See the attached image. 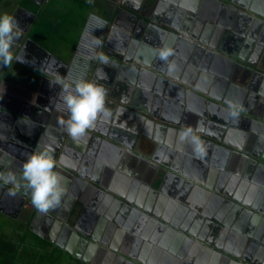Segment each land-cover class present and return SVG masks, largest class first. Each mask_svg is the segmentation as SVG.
<instances>
[{
	"label": "water",
	"instance_id": "obj_1",
	"mask_svg": "<svg viewBox=\"0 0 264 264\" xmlns=\"http://www.w3.org/2000/svg\"><path fill=\"white\" fill-rule=\"evenodd\" d=\"M132 1L94 0V4L90 5L94 13L89 15L77 50L74 56L71 54L72 60L68 61L44 52L40 45L34 43L31 30L39 14L28 11L31 12L30 23L19 24L18 31L22 35L13 51L14 55L21 56L26 52L27 57L22 62L14 60L9 68L0 65V173L13 172L21 187L17 189L0 181V213L20 218L28 206L34 209L30 192L23 187L26 182L22 179V166L32 152L50 149L57 160L56 171L64 178L66 192L60 204L63 212L58 206L45 216L49 222L57 224L55 232H60L58 225L63 226L62 231L75 238L76 242L85 241L89 244L87 251L79 257L82 261L93 264L90 257L95 256L100 264H108V261L113 264L115 259V264H155V260L149 261L138 256L140 246L147 254L154 249L169 254L180 242L176 238L178 235L185 240L183 249L193 242V253L204 246L207 254L213 253V256L223 257L225 261L232 259L233 264H264L262 258L242 256L222 244L223 233L228 232L227 220L224 219L228 212H218L219 206L226 203L227 207L242 211L244 216L253 217L256 224L253 222L251 231L257 233L256 238H253L254 249H261L264 257V208L242 200L236 189L237 183L243 181L264 182V62L259 57L264 50V19L259 17L264 15L252 10L250 4L242 5L245 9L248 7L256 17L243 10L242 13L257 21L255 34L245 40L246 34L242 40L249 50L245 54L256 57L257 61L251 63L245 57H239L238 53L204 51L187 40H180L179 44L173 46L168 36L170 23L163 24L167 26L164 28L159 20L160 0ZM187 1L172 0L166 19L172 17L175 6L181 7ZM214 1L228 11L233 9L223 2L235 3L236 0ZM17 13L13 16L18 22L25 19L24 15ZM237 18L241 17L234 15L232 23L239 27L241 21L238 22ZM180 31L186 34L184 29ZM97 40L100 41L99 45L96 44ZM31 43V51L36 53V46L41 50L36 53L37 57H33L34 63L37 60L41 65L28 60L32 58L29 57ZM165 45L172 47L175 52L169 58L177 66L171 75L168 74L167 64L157 56V50ZM193 48L196 50L191 53ZM100 52L109 57V65H102L95 59ZM55 74L71 80L81 77L95 80L106 88V102L115 100L117 92L127 96L135 92L149 100L150 109L145 112L146 118L160 123L163 128L170 126L183 129L191 126L195 129L202 123L204 130L197 132V135L205 142L207 154L203 158H189L181 166H171L168 161L160 160V157L163 151L170 154L175 152L163 144L155 146L149 138L139 135L135 127L130 129L137 133L133 145H125L106 131L100 134L93 129L79 142H74L65 127L58 123L60 119H67L68 113L60 97L61 86L50 81L55 79ZM17 75L22 80L20 83L12 79ZM39 75L47 80L46 84L40 82ZM259 82L262 88L258 86ZM228 102L238 106L239 118L230 115ZM104 122L107 121L98 120L97 127L103 128L102 124L110 126ZM118 126L120 134L130 131L122 120ZM101 142L109 145L104 148L106 151L114 149L118 153L127 152L144 165L152 166L154 174L141 186L147 191L157 194L170 180L168 178L173 177L177 181V191L181 193L178 203L182 212L179 214L184 219L173 220L170 218L172 213L164 217L160 210L145 207L140 202L143 197L111 196L107 187L97 178L85 176L76 166L67 165L65 154L70 149L78 147V156L83 159L86 155L94 154ZM166 145L170 146L171 142L168 141ZM231 151L244 157L241 162L243 167L224 162L223 157L226 159ZM211 157L210 164L214 167L211 172L216 174H191L195 167L203 165ZM220 158L221 163H218ZM217 168L223 170L221 184L215 179L221 171ZM162 175L164 177L157 189L155 182ZM82 179L86 180L84 182L88 188L97 190V202L100 200L98 194L102 201L107 196V205L111 200H116L117 206H112L109 214L101 212L102 220H108L111 231L120 228L121 233L128 232V237L134 242L132 252L119 248L114 240H109V235H102L97 229L94 235L98 243L93 241L94 236L90 234L94 228L91 224L88 231L79 228L84 219L89 221L91 218V222L100 220L97 216L87 218L93 204L88 206L89 201L86 202L77 193V184ZM138 184L134 181L132 186L137 188ZM10 189L16 191L15 196L8 194ZM191 189H194L193 194L189 192ZM199 192H203L205 197H198ZM78 203L82 208L77 212ZM236 214L233 211L228 220H232ZM75 222L78 226L72 224ZM98 246L99 253L95 255ZM183 249L181 255H186Z\"/></svg>",
	"mask_w": 264,
	"mask_h": 264
},
{
	"label": "crops",
	"instance_id": "obj_2",
	"mask_svg": "<svg viewBox=\"0 0 264 264\" xmlns=\"http://www.w3.org/2000/svg\"><path fill=\"white\" fill-rule=\"evenodd\" d=\"M51 1L52 0H50L49 2V7ZM223 3L229 4L231 9L235 11H227L225 7H223L222 5L219 6V4H217V2H215L214 0H188L183 5L181 4V13H184L185 18L190 16V26L188 29L184 28L188 30V34H183L182 32V34H177L175 32H172V30H169L170 35L168 36L170 37L172 44H174L173 46L179 44V40H187L188 43H192L195 46L204 49V51L221 50V52H227V54L235 53L236 55L239 52V57H245L246 60H249L251 56L249 54H245L246 52H249L248 46L245 42H241L240 38L245 37L246 34H248L245 39L247 40L250 35L255 34L257 21L249 19L248 16H245L242 13L243 10L248 15L256 17V15L248 7L245 9L244 7H242V5H246V3L250 4L252 10L260 12L264 15V0H236L235 3ZM171 6L172 0H160L159 20L161 21V24H172L177 20V8L176 12L172 14V17L166 19L169 8ZM50 12L54 14L53 10H50ZM236 14L237 16L241 17L237 18L239 19L238 22L241 21L239 23V27L236 23H232V18L234 15L236 16ZM49 16L52 19L51 13ZM87 17L88 15L86 16L85 20L80 18L81 23H84L81 24V29L85 25L88 19ZM259 19H264V17L261 16L259 17ZM39 21L41 20L39 19ZM35 30L34 33H32V37L35 41L34 43L40 45L44 52H49L46 48L43 47L45 43H43L42 40H52L51 45H53V47L49 49L57 52L64 50L65 53L59 58L64 59L65 61H68L72 58L71 54H73L74 56L82 34V31L77 32L76 35L71 39L73 40L74 38H76L75 41L70 43L71 40H69L64 43L61 40L59 42L56 41V30H43L39 28L38 25ZM38 31L40 32L38 33ZM253 39L257 44V40L255 38ZM35 48L36 53L41 52V50L37 46ZM193 50L196 49L193 48L191 50V53ZM34 53V51H31V57ZM243 64L247 65L246 63ZM18 75L16 77H13L12 79L20 83L22 80ZM38 78H40L41 83L46 84L47 80L42 79L41 75H39ZM115 94L118 95H116L117 97L115 98V100L113 99L106 102V106L112 110L113 115L111 118L106 120L107 122L104 123H107L110 126L108 127L106 124H102V128L97 127L98 124H96V127L93 129L94 131H97L100 134H103L104 131H106L109 136L116 137L125 145H133L135 143V135H137V133H135L134 130L130 129L135 127L139 131V135L149 138V140L155 146L163 144L164 147L171 148L175 152V154H170L168 151H163L160 157V160L168 161L167 163L171 166H173V164H175V166H181L182 163H184L189 158H199L194 153L192 145L190 143H181L179 141L178 133L182 130V128H171L170 126L163 128L162 126H160V123L156 121L152 122L148 118H146L145 112L149 111L150 109V103L148 99H146L145 97H141L140 95H136L135 92H130L128 96L121 92H117ZM122 100L125 102L122 103ZM117 108H123L125 110L124 113L122 115H118L116 112ZM121 120L128 126L130 131H124L122 134L118 132L117 129L119 128L118 125L120 124ZM125 120L127 121V123L125 122ZM168 141L171 142L170 146L166 145ZM172 142L174 144L173 146ZM107 146L109 145H104L102 144V142L99 143L97 145L98 150H96L94 154L84 156L83 159L79 158L78 156V147H74L65 154L67 165L69 167L76 166L77 169L83 171L85 176L88 175L91 178H97L100 183H103L104 186L107 187L111 195H116L117 197L123 196L127 198L136 196L139 199L140 197H143L141 198L142 200L140 202L145 207L148 206L152 210H160V214L164 217H168L169 213H172L173 216H171L170 218L173 220H178V218H182V220L184 219V217L179 214L182 212V208L179 207L178 203V197L181 193L180 191H177V181L173 177L168 178L170 180L164 184L161 191L157 194H154V192H152L151 190L147 191L141 186H144L143 182L148 180V178L154 174L152 173V166L150 164L144 165L142 162H140L139 159L135 158L132 154H129L127 152H115L113 151V148V150L108 149V153H106L104 151V148ZM103 152L105 155L103 154ZM243 159L244 157L240 156L234 151H231L226 159L223 157L225 163L232 164L235 167H243V163H241ZM211 160L212 157L209 160L205 161L203 165L195 167L194 170L191 171V174L201 176L205 175V173H207L206 175L210 173L216 174L215 172H211L214 169V167L210 164ZM218 163H221V158L219 159ZM221 168H217L221 171H219V173L217 174L218 176H216L217 178H215L217 182H220L219 184L222 183L221 180L223 178V170ZM225 170L227 171V169ZM163 177L164 176L162 175L161 181ZM84 181L86 180L82 179L77 184L79 189L77 193L79 194V196L81 198H84L86 202L89 201L88 206H91L90 204H96L102 201L101 195L98 194L100 200L97 202V190L95 191L88 188L89 186L85 185ZM134 181L139 182V187L134 188L132 186V183ZM236 189L242 200H245L251 205L255 204L256 207L260 209L264 208V182L247 180L240 182L239 184L237 183ZM133 190H135V192H133ZM189 192L190 194H193L194 189H191ZM197 196L202 198L205 197L203 192L197 193ZM104 200H108L107 196L103 199V202H105ZM114 205L117 206L115 199L111 200L110 204H108L107 206L111 208ZM76 206L81 209V205ZM59 210L60 212H63L61 205L59 206ZM233 211L237 212V214L234 215L232 220H228L230 214H232ZM218 212L220 214L228 212L224 216V219L227 220L226 227L230 226L236 229L235 232H233L232 230H228L227 233L222 232L224 235L221 240L222 244L227 246L229 249L240 253L242 256H251L253 257V259L262 258L264 260L261 249H254L253 238L257 236L255 235L257 234L256 232L252 233L251 231L253 222L256 224L254 218H246L242 211L238 212L236 207H227L226 203H223L219 206ZM24 215H28V217H26L25 219L26 224L28 225V228L31 230V232H33V234L42 242L40 245H44L46 248H49L51 250H55L54 248H57L63 253L70 254V256L76 259L79 264L84 263V261L79 258L84 254V251L80 247L79 241L76 242L75 238L70 235H62V233L55 232L54 227H52L49 220L46 219L45 214L40 213L38 219L31 221V218L33 216L31 215L30 206H28L27 209L24 210L23 217ZM82 222L84 223L85 220H82ZM246 225H250V230H247L245 228ZM114 229V233L110 235V241H112L111 239L116 232H120V228ZM181 242H183L182 238ZM192 243L193 242H190L188 247L184 250V253L187 252L186 255H181L182 245L179 242L176 246L173 247V249L169 251V254L168 252L167 254H165L164 250H151L149 253L151 255L148 254L147 259L149 261L155 260V264H233L232 259L225 261L223 257L220 258L218 256L215 257V255L213 256V253L207 254L208 251H204L206 249L204 246H201L197 249L196 253H193L191 251ZM202 251L204 252L201 254ZM152 255L155 257L152 258ZM90 259L91 262H94L93 264H95V259H93L92 257H90Z\"/></svg>",
	"mask_w": 264,
	"mask_h": 264
},
{
	"label": "clouds",
	"instance_id": "obj_3",
	"mask_svg": "<svg viewBox=\"0 0 264 264\" xmlns=\"http://www.w3.org/2000/svg\"><path fill=\"white\" fill-rule=\"evenodd\" d=\"M87 3L94 4V0H87ZM18 29L19 22L16 17L6 12L0 14V65L2 66L9 68L14 60L23 61V56L14 55L13 51L22 35ZM99 43L100 41L97 40L96 44L99 45ZM174 55V49L167 45L157 50L159 60L168 66L169 75L176 71L175 62H170L169 59ZM95 59L99 60L102 65L110 64L109 57L103 52L98 53ZM50 81L61 86L60 97L68 116L67 119H60L58 123L65 127L67 134L74 142H79L86 137L89 130L96 127L98 120H108L112 117V110L106 106L107 90L102 84L83 77L71 80L59 74H55V79ZM123 102L125 101L122 100ZM228 109L232 117L239 118V108L236 104L228 102ZM124 111L123 108L116 109L118 115H122ZM203 130L201 123L195 129L188 126L178 133L179 141L190 143L194 153L200 158L206 155V145L197 132ZM56 168L57 160L50 149L32 152L23 163L22 179L26 182L23 187L30 192L31 203L39 213L47 214L50 210L60 206L66 192L63 184L64 178L56 171ZM0 181L11 184L17 189L21 187L13 172L0 173ZM8 194L15 196L16 191L10 189Z\"/></svg>",
	"mask_w": 264,
	"mask_h": 264
},
{
	"label": "rangeland",
	"instance_id": "obj_4",
	"mask_svg": "<svg viewBox=\"0 0 264 264\" xmlns=\"http://www.w3.org/2000/svg\"><path fill=\"white\" fill-rule=\"evenodd\" d=\"M26 1L22 0L21 3H26ZM16 4L17 0H0V14L6 12L12 15L16 9ZM49 10H53L55 16L50 20V11L47 10L46 14H44L46 21L51 23L47 28L56 30V41L59 42L61 40L64 43L71 40L82 27L80 16L84 15L83 19L85 20L88 14L87 8L81 0H52ZM58 18L61 25L57 22L55 23V20ZM75 40L76 38L71 40L70 43ZM51 41L42 40L45 43L43 47L59 58L65 51H59V54L57 51L50 50L49 48L53 47ZM160 182V178L156 180L155 188L160 187ZM31 215H34V211L32 210ZM26 217L28 215H24L23 217L22 214L20 218H13L0 213V260L14 257L16 255V253H13L14 249L16 250V247L20 244L22 248L19 253L20 257L17 259L19 263L16 264H79L68 253H63L57 248L51 250L44 245H40L42 242L31 232L28 225L24 223L23 220Z\"/></svg>",
	"mask_w": 264,
	"mask_h": 264
},
{
	"label": "flooded vegetation",
	"instance_id": "obj_5",
	"mask_svg": "<svg viewBox=\"0 0 264 264\" xmlns=\"http://www.w3.org/2000/svg\"><path fill=\"white\" fill-rule=\"evenodd\" d=\"M21 1L22 0H17V6H16V9H15V11L12 13V15H14L16 12H18V13H21L22 15H24V17H25V19H21V20H19V24H22V25H25L27 22L28 23H30V21H31V16H30V14H29V12L28 11H33V12H35V13H37V14H39V17H38V20H37V22L35 23V25L33 26V28H32V30H31V36H33V34L32 33H34V30L36 29V27H37V25H38V27L39 28H41V29H43V30H48V28H47V26L49 25V24H51L50 22H47L46 21V19H45V17H44V14H46V12H47V10L48 11H50L49 10V2H50V0H27L26 1V3H21ZM47 1H48V3H47ZM82 1V3L84 4V6L87 8V15H88V17H89V15H91L92 13H94V9L93 8H90V4H88L87 3V0H81ZM131 1V0H130ZM132 2H136L135 0L134 1H132ZM47 3V4H46ZM92 5V4H91ZM175 8H177V12H176V10H175V12H176V14H177V20L174 22V23H172V24H169L170 25V29L169 30H172V32H175V33H177V34H182L181 33V31L180 30H182V29H184V28H189V17L190 16H188V17H186L185 18V15H184V13L182 12L181 13V7H179V5L178 6H175ZM17 13V14H18ZM31 13V12H30ZM51 13V15H52V18L55 16L54 14H52V12H50ZM176 14H175V16H176ZM60 16V15H59ZM83 17H84V15H81L80 16V18H82L83 19ZM87 17V18H88ZM49 18H50V16H49ZM39 19L41 20V21H39ZM55 19V18H54ZM50 20H52L51 18H50ZM23 21H25V23H23ZM54 21V20H53ZM58 23V24H60L61 25V23H60V21H59V18L58 19H56L55 20V23ZM87 22V21H86ZM82 24V23H81ZM163 24H165V23H163ZM163 24H161L164 28H167V26H165V25H163ZM85 25H86V23H85ZM85 25L83 26V28L81 29L80 28V30L78 31V32H81L82 31V33H83V30H84V28H85ZM174 29V30H173ZM185 31H186V33L188 34V30H186V29H184ZM36 31V30H35ZM180 31V32H179ZM40 31H38V33H39ZM81 36H82V34H81ZM81 38V37H80ZM242 40H243V37H241L240 38V41L242 42ZM180 41V40H179ZM259 45L260 46H258V48H260L261 47V43H259ZM29 50H30V52H31V50H32V43H31V45L29 46ZM262 52V51H261ZM239 53V52H238ZM40 56V55H39ZM255 56V55H254ZM254 56H252V57H250L249 58V61L251 62V63H255L257 60H256V57L254 58ZM25 57H27V53L25 52V54H24V56H23V59H25ZM29 57H31V56H29ZM33 57H37V54L36 53H34L33 55H32V58H28V60L29 61H32V64H37V65H41V62L40 61H37V60H35L36 61V63H34V58ZM259 57H260V59L264 62V50H263V52L262 53H260V55H259ZM254 58V60H252ZM258 86H261V88H262V84H260V82H259V84H258ZM104 151L106 152V153H108V151H106L105 149H104ZM88 182V181H87ZM88 183H90V182H88ZM108 193H110L109 191H108ZM109 195H111V193L109 194ZM112 196V195H111ZM114 196V195H113ZM116 196V195H115ZM117 197V196H116ZM103 201H100V202H98V203H96V204H94L93 203V207H92V209L89 211V216H87V218H89V217H94V216H97L100 220H98V221H93V222H91V218H89V221L88 220H85V222L83 223V222H81V224H80V229H83L84 231H88L87 230V228H89V226H91L92 225V228H94L93 230H92V232H91V234L90 235H93L94 236V240L93 241H96L95 240V235H94V232L96 231V229L100 232V233H102V235H111V234H113L114 233V230H112L111 231V228L109 227V223H108V220L107 219H105V220H102V218H103V215H102V211H104V212H106V213H110V207H108L107 206V204H106V202L107 201H105V202H103ZM102 203V204H101ZM79 205V204H78ZM26 208V207H25ZM30 208H31V210L32 211H34V215H33V217L31 218V221H34L35 219H38L39 217L38 216H40V213L34 208V209H32V207L30 206ZM82 208V207H81ZM107 208H108V210H107ZM27 209V208H26ZM80 210V208H78L77 207V212ZM104 216H105V214H104ZM247 218V217H246ZM24 221V223H26V220H23ZM51 223V226L52 227H54L55 228V226H57V224H55L54 222H50ZM88 223H89V225H88ZM74 226L75 225H77L78 226V223L77 222H75V223H72ZM91 224V225H90ZM246 224V223H245ZM58 228H59V230H60V232H58V233H62V235H66L62 230H63V226H60V225H58ZM247 230L249 229L250 230V226L249 225H246V227H245ZM228 230L229 231H233V232H235L236 231V229H234V228H232V227H228ZM77 232V231H76ZM102 237V236H101ZM102 238H105V237H102ZM108 237H106V239H107ZM176 238H179L180 239V243H181V245H182V249H183V247L185 246L183 243L185 242V240L184 239H182L183 240V242H181V238H182V236L181 237H178V235H177V237ZM254 238H256V237H254ZM109 240H110V238H109ZM112 240H114L116 243H117V245H118V247L119 248H123L125 251H127V252H132L133 251V247H134V242L128 237V232L126 231V232H116L115 233V235L112 237ZM96 243H98V241H96ZM192 246V245H191ZM80 247H81V249L83 250V251H87V249L89 248V244L87 243V242H85V241H82V243H80ZM188 247V246H187ZM186 247V248H187ZM186 248H184L183 249V251L186 249ZM131 249H132V251H131ZM182 249H181V252H182ZM139 250V249H138ZM142 251V252H141ZM99 253V246H98V248H97V250H96V252H95V255H97ZM107 255V254H106ZM108 255H109V253H108ZM147 252L143 249V247H141L140 246V250H139V252H138V256L139 257H142V258H145V260H148L147 259ZM149 255H151V254H149ZM93 259H95V264H100L99 263V261L98 260H96V258H95V256H91ZM107 258V257H106ZM105 258V259H106ZM105 259L103 260V261H105ZM108 260V259H107ZM115 262H116V259H115V261H113V264H115ZM85 263H87V262H84L83 264H85ZM89 264V263H88ZM108 264H111V263H109V261H108ZM121 264H125V263H121Z\"/></svg>",
	"mask_w": 264,
	"mask_h": 264
},
{
	"label": "trees",
	"instance_id": "obj_6",
	"mask_svg": "<svg viewBox=\"0 0 264 264\" xmlns=\"http://www.w3.org/2000/svg\"><path fill=\"white\" fill-rule=\"evenodd\" d=\"M21 246H20V244L16 247V250L14 249V252L13 253H16V255L14 256V257H12V258H4V260H0V264H16V263H18L17 262V259H18V257H20V255H19V253H20V251H21Z\"/></svg>",
	"mask_w": 264,
	"mask_h": 264
}]
</instances>
